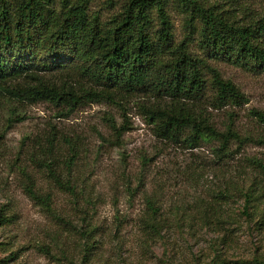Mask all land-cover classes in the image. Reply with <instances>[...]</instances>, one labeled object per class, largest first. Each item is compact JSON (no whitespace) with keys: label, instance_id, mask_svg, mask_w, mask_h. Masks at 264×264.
<instances>
[{"label":"rangeland","instance_id":"rangeland-1","mask_svg":"<svg viewBox=\"0 0 264 264\" xmlns=\"http://www.w3.org/2000/svg\"><path fill=\"white\" fill-rule=\"evenodd\" d=\"M104 1L91 0L89 6L102 20L125 0H114L112 8ZM208 1L235 9L236 19L264 16V0H237V6L230 0ZM166 8L179 42L187 15L178 0H168ZM189 49L202 55L194 41ZM208 64L247 98L241 106L199 110L218 130L229 126L238 134L226 154L213 138L190 143L188 130L176 140L160 137L134 101L126 109L130 128L117 144L104 140H114L106 118L122 122L113 105L87 102L68 110L48 100L19 102L0 94V214L7 219L0 217V264H81L83 232L91 228L96 242L90 264H217L221 259L254 264L255 257L264 259V122L251 114L264 111V71L223 59L209 58ZM52 135L70 138L78 153L71 166L63 154L52 166L65 177L70 169L74 193L57 187L42 165L48 159L39 160ZM25 173L40 191L52 193V207L71 226L51 219L27 197ZM250 187L255 208L246 215L243 192ZM147 199L158 208V234L142 225ZM41 244L48 245L49 255L38 250Z\"/></svg>","mask_w":264,"mask_h":264},{"label":"trees","instance_id":"trees-1","mask_svg":"<svg viewBox=\"0 0 264 264\" xmlns=\"http://www.w3.org/2000/svg\"><path fill=\"white\" fill-rule=\"evenodd\" d=\"M90 1L0 0V94L5 92L19 102L48 100L68 110L87 102L113 105L122 122L117 124L109 115L106 122L114 140H104L117 144L130 128L126 109L134 101L160 137L176 140L188 130L185 138L190 143L213 138L219 143L218 151L226 154L238 134L229 126L218 130L199 110L204 105L241 106L247 98L236 84L222 78L208 59L264 71V16L240 20L231 14L235 9H224L220 1L178 0L187 18L186 32L176 42L168 0H125L104 20L99 10L90 11ZM230 1L233 6L239 4ZM103 5L112 8L115 1L105 0ZM193 41L202 55L190 51ZM251 114L264 122V111L252 109ZM73 146L70 138L52 135L39 158L48 159L40 163L53 183L71 193L70 169L65 177L52 166L61 154L66 166H71L78 155ZM22 186L41 212L71 226L69 218L52 207V193L40 191L29 173H25ZM253 190L250 187L243 192L246 215L255 208ZM156 214L158 208L147 199L142 225L151 234L159 233ZM93 230L83 232L81 264H90L93 257ZM37 248L50 254L46 244ZM60 251L66 258V250ZM251 262L264 264V259L255 257ZM217 264L228 263L221 259Z\"/></svg>","mask_w":264,"mask_h":264}]
</instances>
